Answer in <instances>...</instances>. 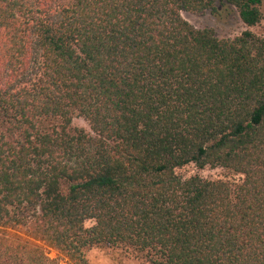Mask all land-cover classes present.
<instances>
[{"label": "trees", "instance_id": "obj_1", "mask_svg": "<svg viewBox=\"0 0 264 264\" xmlns=\"http://www.w3.org/2000/svg\"><path fill=\"white\" fill-rule=\"evenodd\" d=\"M262 2L0 0V264H264Z\"/></svg>", "mask_w": 264, "mask_h": 264}, {"label": "rangeland", "instance_id": "obj_2", "mask_svg": "<svg viewBox=\"0 0 264 264\" xmlns=\"http://www.w3.org/2000/svg\"><path fill=\"white\" fill-rule=\"evenodd\" d=\"M262 19L253 27H246L240 20L234 9L219 6L216 12L196 13L191 11H181V16L195 28H210L214 31L217 38H232L244 30L248 29L256 35L264 36V0L261 6ZM74 126L84 128L89 131V126L83 118L75 117L72 121ZM180 177L187 178L193 175L207 179H225L228 175L220 168L204 167L198 169L193 164L186 165L175 170ZM92 221H86L85 226L90 227ZM24 228L19 227L17 233H23ZM50 258H57V254L52 249H45ZM90 264H147L143 257L130 251L115 247H91L85 252ZM60 264H66L65 261Z\"/></svg>", "mask_w": 264, "mask_h": 264}]
</instances>
